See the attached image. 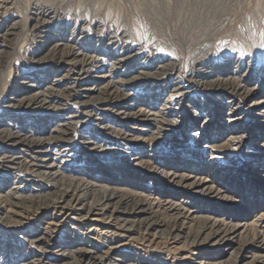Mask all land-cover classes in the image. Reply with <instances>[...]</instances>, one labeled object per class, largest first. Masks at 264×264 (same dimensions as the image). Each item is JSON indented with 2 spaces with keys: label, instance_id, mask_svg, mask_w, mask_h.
<instances>
[{
  "label": "rangeland",
  "instance_id": "rangeland-1",
  "mask_svg": "<svg viewBox=\"0 0 264 264\" xmlns=\"http://www.w3.org/2000/svg\"><path fill=\"white\" fill-rule=\"evenodd\" d=\"M54 43L88 58L83 79H74L65 58L49 51ZM232 73L255 88L252 98L235 96V102L209 86ZM101 75L119 82L125 103L79 101L93 93L86 87L103 86ZM40 91L46 101L17 100ZM262 97L264 0H0L1 190L53 192L48 180L7 162L3 155L21 149H11L2 134L18 129L48 136L67 120L65 139L44 140L37 153L64 179L134 194L157 219L168 220L169 204L188 209L192 233L205 220L237 226L223 242L214 234L189 246L173 241L163 226L154 236L141 232L149 236L142 239L135 231L102 228L107 224L91 216L61 218L46 207L17 223L0 219V264H69L66 255L79 247L104 255L103 264H264V247L253 239L264 235V122L250 117L264 103L250 114L242 110ZM139 107L159 114L141 121L116 114ZM183 173L221 192L172 178ZM46 221L55 228L45 247L37 236Z\"/></svg>",
  "mask_w": 264,
  "mask_h": 264
},
{
  "label": "bare ground",
  "instance_id": "bare-ground-1",
  "mask_svg": "<svg viewBox=\"0 0 264 264\" xmlns=\"http://www.w3.org/2000/svg\"><path fill=\"white\" fill-rule=\"evenodd\" d=\"M53 45L54 46H52L49 49V51H51V53L53 54L60 53L59 57L62 56L63 58H65L66 61L64 62H66L74 72L73 73L74 79L77 80L83 79L82 73L83 72L86 73L85 70L86 68L84 66L88 64L86 63L88 58L85 57V55L82 56L80 52L75 50L73 46L67 45L66 47H62L63 45L60 44L55 45V43ZM198 73L200 72L198 71ZM108 75H101L99 83L103 84V86L96 87L97 85L96 86L94 85L93 87L92 86L89 88L86 87L87 90L93 91V93L91 94L88 93L90 95L88 100H85L86 99L85 98L82 100L80 99L79 101L84 105H87L88 102H93L94 104L102 100H110L111 103L114 104L118 103V101L125 103L128 95L123 94L124 92L120 93L119 92L120 87L119 88L116 87V85L119 82L113 81V79H111L110 76ZM202 76L207 77L200 73L199 78L200 79L203 78ZM238 77L235 76V73L225 74L220 79L214 78L215 80L208 81V83L210 84L209 86H214V87L216 86L226 91L228 94L231 95L230 98L235 102H237L234 99L235 96L239 98H243V100L252 98L254 96V93L256 92L255 88L254 87L251 88L247 84V80L243 79L242 75ZM84 88L85 87H83V89H79L78 91L83 92ZM44 91L35 92L33 94H30L31 92L30 93L28 92L29 95L25 97H20L17 100L18 102H28V103H31L32 100H36L38 102L44 101L46 99ZM48 91L50 92L52 90L48 89ZM76 98H79L77 94L75 95L74 99ZM42 103L44 102H41V104ZM244 103L245 101H243V104ZM262 103H264V97L256 98L252 101L250 105L247 106L244 104L243 105L244 108L242 107V110L243 112L244 111L249 112L250 114L252 107H257ZM115 107L118 109L121 106H115ZM122 109H120V111H116V114L118 116H122L123 118H129L130 120H137V121L155 120V116L159 114L158 111L156 112L147 111L146 109H142L141 107L136 108L134 111H130V112L126 111L127 108L123 109V111ZM255 115H260L261 118H259V120L261 119L262 123L264 122V109L262 110L256 109L255 112L250 117H254ZM65 122L66 123L63 122L64 126L60 128L62 130L59 133L57 131L56 133L53 134H47L48 136L45 135L43 136L41 135L40 137L39 136L34 137L31 135L28 136L26 133H19L18 129L15 131L10 130L2 134V138L4 139V141H6L8 145L13 146L11 147V149H21L20 151L17 150V152H15V155L13 156L3 155L4 158L6 157L8 159L7 162H9L10 165H12L13 167L15 166L19 170L29 172L30 174L36 175L37 177H42L48 180L49 182H51L50 185L53 186L54 190L53 192H50L48 194H42L41 196H36V195H23L19 193V191L16 189V186L6 191L0 189V215H1L0 219H3L7 222L12 221L11 223H17L27 217H37L39 215H42L44 213V209L48 207L50 208V210H52L53 212L52 214H54V211H56L57 214H60L61 218L68 217L69 214H76L77 216L76 215L75 216L80 219H87L89 218V216H91V219H93V221L103 222V225L107 224L104 225V227L102 228L109 229V227H111L114 228L115 230L121 229V231L125 233H127L128 231L129 232L135 231L142 239H145L149 236L147 234H146L147 236H145L141 232L152 233L154 236L158 228L160 226H163L166 231V232L164 231V233L167 236H169L171 239H173V241L178 240V243L185 245L187 244L189 246L198 243L200 244L203 241L204 242L210 241L211 240L210 238L212 237L211 235L214 234L220 235L219 238H221L222 239L221 242H223V239H227L228 237L234 235L237 232V226L234 225L227 226L224 224L222 225L216 220H205L203 221V224L200 226V228L196 229L192 233L191 230L192 212L189 211L188 209L186 210L182 208L179 209L176 206V204H169L168 209L171 214V216L169 217L170 219L169 218L168 220L157 219L150 216L151 213L150 210L143 206V203L139 201L140 199L139 200L135 199L134 194H129V193L122 194L120 193L121 191L118 189H111V188L108 189L107 187H102L100 188V190H97L92 183H89L87 181L74 183V181L64 179L62 176L59 175L58 171L55 170L51 162H45V158H43L42 156H38L37 153L42 148H46L45 147L46 144L45 145L43 144L44 140L45 141L49 140V141H53L52 143H57L58 141L60 140L62 141L65 139L64 134L68 129L67 127H65V125L70 126L69 125L70 123L67 122V120ZM126 133L129 132L126 130ZM242 134L244 135L245 132H243ZM23 152H27V153L24 154ZM172 178L176 179L177 182H182L186 186L195 184L200 186L201 189H206L212 193L221 192L220 189L218 188L213 189L212 184L210 185L209 183H207L206 181L207 179L203 180L202 177L192 176L183 173L178 176L172 175ZM38 198L42 199L43 201L40 202ZM41 206H43L44 208ZM118 208L126 210L127 212L126 216H124L123 214L121 215L117 211ZM109 223L111 225H108ZM54 224L55 223L53 221H46L44 226H42L39 230L37 241L43 244L45 247H46L45 244H47L46 242L49 234H52V232L54 231L55 228ZM12 227H14V225H12ZM186 227L188 230L186 236L182 240H179V238L181 237V232ZM260 234L258 235L255 234V236H253V239H255L258 244L264 247V235H260ZM89 252H90L89 250L84 249L83 247L77 248L72 253V256L70 255V253L66 255L69 260L68 263L77 264L83 261L89 263L92 259H95L99 264L104 263L105 260L104 255L100 254L95 256L96 254L92 255Z\"/></svg>",
  "mask_w": 264,
  "mask_h": 264
}]
</instances>
